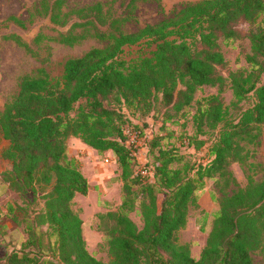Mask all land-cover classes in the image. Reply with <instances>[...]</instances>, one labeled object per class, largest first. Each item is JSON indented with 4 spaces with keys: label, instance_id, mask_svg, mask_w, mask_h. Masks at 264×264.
<instances>
[{
    "label": "trees",
    "instance_id": "trees-1",
    "mask_svg": "<svg viewBox=\"0 0 264 264\" xmlns=\"http://www.w3.org/2000/svg\"><path fill=\"white\" fill-rule=\"evenodd\" d=\"M239 22L247 24L250 68L228 78L238 101L246 100L248 106L226 117L219 93L204 96L193 116L199 131L205 125L218 127L209 147L213 158L193 171L177 147L160 144L154 136L144 174L127 142L130 112H150L160 93L162 103L177 113L192 104L199 86L225 85L227 78L218 69L225 62L219 38L237 37ZM92 34L109 41L68 58L62 85L53 87L44 69L26 75L18 94L0 112L4 179L19 191L45 188L44 208L26 219L28 237L19 250L8 253L5 264H256L253 252L264 251V175L243 187L220 189V206L198 258L188 243L178 242L177 231L186 224L188 207L207 177L219 173L228 184L236 183L228 167L244 159L242 140L255 139L264 126V0H199L133 32L97 29ZM84 36L70 31L59 40L73 44ZM143 39L156 43L151 55L121 58L126 45ZM77 102L72 117L69 112ZM172 117L169 113L165 119ZM70 135L99 151L112 149L121 169L123 199L116 211L107 213L112 220L106 233L108 262L88 250L83 220L72 208L75 194H86L89 183L77 159L65 154ZM137 202L142 226L130 216ZM46 223L53 243L41 229Z\"/></svg>",
    "mask_w": 264,
    "mask_h": 264
},
{
    "label": "rangeland",
    "instance_id": "rangeland-1",
    "mask_svg": "<svg viewBox=\"0 0 264 264\" xmlns=\"http://www.w3.org/2000/svg\"><path fill=\"white\" fill-rule=\"evenodd\" d=\"M197 1L199 0H0V112L18 94L26 75L37 74L44 69L53 87L62 85L68 58L81 56L92 47L108 43L109 38L92 34L97 29L104 30L107 34L133 32L148 23H156L172 16L184 6ZM116 18H120V21L116 22ZM237 27L239 35L234 39L219 38L225 62L218 69L227 78L225 85L199 86L192 104L177 113L162 103L160 93L150 112H130V123L125 126L127 142L135 149L139 169L151 160L148 149L149 141L154 136L160 144L177 147L183 156V162L192 166L193 171L200 165L208 164L213 158L209 147L217 135L218 127L210 128L205 125L199 131L193 115L201 99L214 93L222 96L226 117H235L241 106H248V101H238L228 78L231 72H248L250 68L246 60V55L251 52L250 39L245 35L247 24L239 22ZM70 31L86 33V36L73 44L61 42L60 35ZM156 46L154 41L143 39L126 45L121 58L127 61L138 60L151 55ZM261 79L264 81V73ZM78 107L79 102L69 115L75 116ZM169 113L173 117L165 119ZM2 133L0 129V151L5 143ZM191 140L195 142L191 143ZM200 140L203 143L198 146L196 143ZM242 144L245 147L244 159L233 162L228 167L236 183L228 184L219 173L207 177L205 188L196 192V200L188 207L186 224L177 231L178 242L188 243L192 255L197 258L207 243L208 232L213 225V214L219 209L222 194L220 189L243 187L250 179H260L264 175V126L255 139H244ZM65 145L66 156L77 159L79 168L89 183L86 194H75L72 208L83 220L82 231L88 250L98 259L108 262L111 255L106 233L112 220L107 213L119 208L124 194L116 155L112 149L99 151L76 135H70ZM181 163L175 165L181 166ZM4 165L0 161V264L6 263L8 253L20 249L28 237L25 231L26 219L42 210L45 203V188L41 186L25 192L11 187L4 179ZM161 198L162 195L159 196ZM130 216L139 226L143 225L138 202ZM201 224L206 226L205 231L200 229ZM41 229L46 231V240L53 243L55 237L51 236L48 224H43ZM45 255V258H53L49 254ZM253 257L256 264H264V251H254Z\"/></svg>",
    "mask_w": 264,
    "mask_h": 264
},
{
    "label": "built area",
    "instance_id": "built-area-1",
    "mask_svg": "<svg viewBox=\"0 0 264 264\" xmlns=\"http://www.w3.org/2000/svg\"><path fill=\"white\" fill-rule=\"evenodd\" d=\"M141 171L145 174L148 172L147 167L144 165V167L141 169Z\"/></svg>",
    "mask_w": 264,
    "mask_h": 264
}]
</instances>
